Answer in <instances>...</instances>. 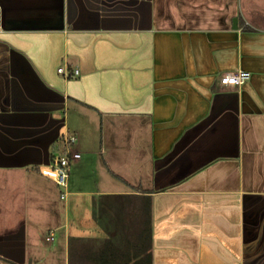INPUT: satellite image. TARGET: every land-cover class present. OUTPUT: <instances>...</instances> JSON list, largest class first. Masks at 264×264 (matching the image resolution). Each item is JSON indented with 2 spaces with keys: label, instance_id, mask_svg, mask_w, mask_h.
Masks as SVG:
<instances>
[{
  "label": "crops",
  "instance_id": "obj_1",
  "mask_svg": "<svg viewBox=\"0 0 264 264\" xmlns=\"http://www.w3.org/2000/svg\"><path fill=\"white\" fill-rule=\"evenodd\" d=\"M0 264H264V0H0Z\"/></svg>",
  "mask_w": 264,
  "mask_h": 264
},
{
  "label": "built area",
  "instance_id": "obj_2",
  "mask_svg": "<svg viewBox=\"0 0 264 264\" xmlns=\"http://www.w3.org/2000/svg\"><path fill=\"white\" fill-rule=\"evenodd\" d=\"M59 72H63L62 68H58ZM78 73L77 70L74 72ZM64 74V73H63ZM67 75L66 73L64 74ZM249 77V73L246 71L238 70L236 72H228L223 74L219 78V82L224 86L238 87L242 85L245 80ZM75 140L74 136L68 135L65 137L64 142L70 143ZM79 157L78 153L67 154L61 157H55L51 160L50 164L44 166L40 169L41 175L48 177L56 182L60 187L67 186L68 173H69V164L71 159H76Z\"/></svg>",
  "mask_w": 264,
  "mask_h": 264
},
{
  "label": "rangeland",
  "instance_id": "obj_3",
  "mask_svg": "<svg viewBox=\"0 0 264 264\" xmlns=\"http://www.w3.org/2000/svg\"><path fill=\"white\" fill-rule=\"evenodd\" d=\"M60 145H61V143H60ZM61 148H62V145H61ZM61 150V149H60ZM34 176V175H33ZM35 177H37L36 175H35ZM27 179H29V178H27ZM43 180H40V179H38V183H39V185H41L43 182H42ZM42 185H44V183L42 184ZM57 189V188H56ZM37 191H38V193H40L39 191L40 190H36L35 189V192L37 193ZM39 198H41V199H44L45 197H44V195H39ZM45 201V200H44ZM42 202V201H41ZM27 206H29V204H27ZM29 209H31L32 210V212L33 213H36V212H34V210H35V207H33V206H30V208ZM45 209V208H44ZM44 212H45V210H42V209H39V216H42V217H40V218H38V222H40V223H44V219H42L44 216H43V214H44Z\"/></svg>",
  "mask_w": 264,
  "mask_h": 264
},
{
  "label": "water",
  "instance_id": "obj_4",
  "mask_svg": "<svg viewBox=\"0 0 264 264\" xmlns=\"http://www.w3.org/2000/svg\"><path fill=\"white\" fill-rule=\"evenodd\" d=\"M233 27L236 28V19H233Z\"/></svg>",
  "mask_w": 264,
  "mask_h": 264
},
{
  "label": "trees",
  "instance_id": "obj_5",
  "mask_svg": "<svg viewBox=\"0 0 264 264\" xmlns=\"http://www.w3.org/2000/svg\"><path fill=\"white\" fill-rule=\"evenodd\" d=\"M51 159H52V157H51Z\"/></svg>",
  "mask_w": 264,
  "mask_h": 264
}]
</instances>
